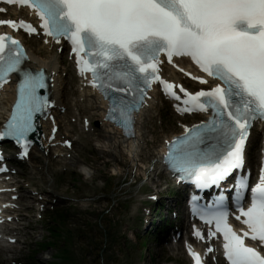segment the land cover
<instances>
[{
	"label": "snow or ice",
	"instance_id": "snow-or-ice-1",
	"mask_svg": "<svg viewBox=\"0 0 264 264\" xmlns=\"http://www.w3.org/2000/svg\"><path fill=\"white\" fill-rule=\"evenodd\" d=\"M27 7L38 16L43 34L56 44L68 41L81 76L91 74V87L110 102L109 119L133 136L134 113L143 105L154 83L177 101L181 113L209 112L212 118L195 130L185 129L183 140L170 152L172 167L193 178L200 190L220 188L237 170L244 168L245 144L251 122L264 119V0H0ZM5 11L0 8V13ZM0 26L28 35L37 29L23 20H0ZM47 43V40L45 41ZM161 55L168 63L188 57L218 83L210 90L192 94L183 86L161 78ZM27 59L20 42L0 35V89L12 74L20 77L18 99L0 140L12 138L27 155L28 136L35 131L37 114L52 107L40 95L46 87L43 72L22 67ZM189 75L201 85L207 79ZM178 88V94L176 89ZM71 147V144L67 145ZM249 190L241 178L235 192V219L246 228L238 233L229 223L224 197L196 214L223 237L228 264H264V254L246 240L264 248V169L250 189L251 204L245 208ZM196 237L203 239L197 231ZM209 253L213 251L208 248ZM195 264L200 255L189 248Z\"/></svg>",
	"mask_w": 264,
	"mask_h": 264
},
{
	"label": "rangeland",
	"instance_id": "rangeland-1",
	"mask_svg": "<svg viewBox=\"0 0 264 264\" xmlns=\"http://www.w3.org/2000/svg\"><path fill=\"white\" fill-rule=\"evenodd\" d=\"M166 117L170 123L173 122L172 114ZM168 130L179 131L174 125ZM153 133L157 135H151L156 143L152 145L151 142L149 148L157 145L162 132L158 130ZM99 139L101 135L87 141V147L80 154V160L85 161L87 166L72 169L61 187L67 204L57 212L65 215L64 220L54 218L53 214L41 224L34 241L36 249L38 245H45V252L36 255V259L50 257L54 264H139L143 250L135 245L134 239L133 242L129 240L125 212L144 178L138 176L139 169L133 171L126 158L124 162L113 161L115 156L111 158L107 151L95 147L96 143L100 145ZM85 170H90V179L85 177ZM100 183H105L106 188L101 189ZM168 185L167 180H163L157 190L169 193ZM154 239L157 240V237ZM143 241L145 239L139 243ZM143 253L149 254L150 264H173L176 258H180L179 254L170 253L158 241H148Z\"/></svg>",
	"mask_w": 264,
	"mask_h": 264
},
{
	"label": "bare ground",
	"instance_id": "bare-ground-1",
	"mask_svg": "<svg viewBox=\"0 0 264 264\" xmlns=\"http://www.w3.org/2000/svg\"><path fill=\"white\" fill-rule=\"evenodd\" d=\"M30 49L32 51V55L35 60L39 61L40 66L44 65L48 62H50L53 59V55L51 52L45 51L43 49H35V42L29 43ZM87 99V103L84 104V108L87 114L97 116V106L98 103H94L90 95L85 96ZM9 102H12V98L8 99ZM143 123L139 120L138 122V129L139 133L141 135L140 140L137 144L132 145L131 143L125 141L121 136L119 132L111 131L109 129H100L99 133L101 135V140L99 139L98 144L96 143V146L99 148V150H105L108 152L109 155H112V157L115 156L117 159V162H124L126 158L127 163L131 164V167L133 170L139 169L138 176L141 175V177L145 178V180H151L154 179L155 176H157V172L159 167L155 166V169L151 171L152 163L155 159L153 157L152 153L147 150V146H141L140 141L146 142L145 136L148 135V133L143 129ZM68 130V129H67ZM97 135V134H96ZM99 137V136H98ZM153 139V138H152ZM164 139V137H163ZM162 139V141H163ZM147 144V142H146ZM145 148V149H144ZM136 158L139 160V162L136 163V161L133 158ZM137 166V167H136ZM159 166V165H158ZM86 178H91L92 174L90 173V170L83 171ZM137 176V175H136Z\"/></svg>",
	"mask_w": 264,
	"mask_h": 264
},
{
	"label": "trees",
	"instance_id": "trees-1",
	"mask_svg": "<svg viewBox=\"0 0 264 264\" xmlns=\"http://www.w3.org/2000/svg\"><path fill=\"white\" fill-rule=\"evenodd\" d=\"M61 216V215H60ZM62 217V216H61Z\"/></svg>",
	"mask_w": 264,
	"mask_h": 264
}]
</instances>
